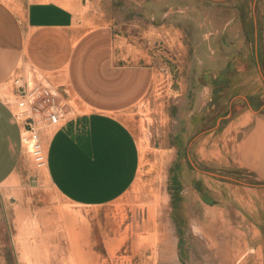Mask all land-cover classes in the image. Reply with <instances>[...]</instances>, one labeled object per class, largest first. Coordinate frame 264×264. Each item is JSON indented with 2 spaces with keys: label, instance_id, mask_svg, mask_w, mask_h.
<instances>
[{
  "label": "rangeland",
  "instance_id": "rangeland-1",
  "mask_svg": "<svg viewBox=\"0 0 264 264\" xmlns=\"http://www.w3.org/2000/svg\"><path fill=\"white\" fill-rule=\"evenodd\" d=\"M80 18L87 29L111 25L120 58L155 69L125 113L139 173L120 199L80 206L40 183L46 169L28 154L23 181L0 187V264L170 262L176 161L200 170L188 180L208 191L209 205L237 210L246 250L264 258V0H89ZM192 197L184 204L196 210L203 203Z\"/></svg>",
  "mask_w": 264,
  "mask_h": 264
},
{
  "label": "crops",
  "instance_id": "crops-1",
  "mask_svg": "<svg viewBox=\"0 0 264 264\" xmlns=\"http://www.w3.org/2000/svg\"><path fill=\"white\" fill-rule=\"evenodd\" d=\"M83 1L0 0V88L26 66L70 87L78 114L58 129L43 132L48 166L40 173V183L48 181L71 203L98 207L120 199L136 181L141 149L125 113L146 96L155 69L123 61L111 25L83 27ZM30 162L20 127L0 99V187L21 183ZM190 167L182 161L171 167L175 255L161 264H264L262 256L246 250V231L234 219L237 210L209 205L208 191L195 189L198 181L188 180V173L197 169ZM195 193L203 204L188 209L184 201L192 202Z\"/></svg>",
  "mask_w": 264,
  "mask_h": 264
},
{
  "label": "built area",
  "instance_id": "built-area-1",
  "mask_svg": "<svg viewBox=\"0 0 264 264\" xmlns=\"http://www.w3.org/2000/svg\"><path fill=\"white\" fill-rule=\"evenodd\" d=\"M0 99L11 109L21 130L23 149L36 169H47L43 132L58 129L78 114L70 87L50 81L33 66L20 67L0 88Z\"/></svg>",
  "mask_w": 264,
  "mask_h": 264
},
{
  "label": "bare ground",
  "instance_id": "bare-ground-1",
  "mask_svg": "<svg viewBox=\"0 0 264 264\" xmlns=\"http://www.w3.org/2000/svg\"><path fill=\"white\" fill-rule=\"evenodd\" d=\"M45 171V170H44Z\"/></svg>",
  "mask_w": 264,
  "mask_h": 264
}]
</instances>
